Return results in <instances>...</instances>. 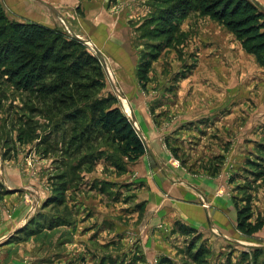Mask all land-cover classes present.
<instances>
[{"label": "rangeland", "instance_id": "rangeland-1", "mask_svg": "<svg viewBox=\"0 0 264 264\" xmlns=\"http://www.w3.org/2000/svg\"><path fill=\"white\" fill-rule=\"evenodd\" d=\"M251 1L263 9L256 0ZM43 2L54 4L52 0H0V6L12 22L30 23L32 21L20 15L41 21L48 14L55 15L56 9L49 13ZM65 2L66 7L60 9L62 16L56 11L58 20L52 29L82 41L88 52L99 59L105 73V86L99 96L117 99L115 106L136 130L139 128L132 117V106L137 116L143 113L140 111L142 105H146L150 119L168 133L174 131L178 122L195 117L190 124L194 130L186 125L181 133H189L197 142L190 148L193 153L174 149L166 142L168 163L184 168V164L193 160V165H188L190 170L200 166L197 170L211 172L200 176L226 177L227 188L220 186L215 194L229 201L236 213V225L228 223L222 235L217 231L204 234L196 229L194 233H187L176 224L178 221L164 219L143 233L145 214L147 219L153 220L155 212L148 208L146 212V206L139 204L137 192L120 180L136 162L129 163L115 154L118 161L115 167L112 161H105L107 156H102L93 171L76 173L73 169L77 161L70 160L69 155H46V146L38 148L45 130L37 132L39 139L34 142L23 143L19 139L18 122L22 114L16 109L22 106L21 95L12 93L13 86H5L7 99L3 100L0 110V200L10 193L6 191L9 186L29 184L34 190L21 194L19 202L29 210L35 211L39 206L52 214L67 215L69 223L66 221L62 226L67 228H75L80 222L70 217L68 205H65L68 199L98 205L100 211L109 210L110 219L100 218L98 232L91 225L94 220L91 221L87 213L82 214L81 227H92L94 237L90 244L92 251L77 256L58 259L61 254L74 250L76 234L73 229L59 231L58 225L46 222L36 225L32 235L49 253L38 256L50 264H264V228L253 237H246L237 227L240 209L251 216V223L264 222L262 55L246 50L233 32L212 17L198 12L184 15L183 9L176 11L174 17L168 15V11L161 12V5L155 0ZM61 4L56 7L61 8ZM211 118L214 123L210 129L204 124ZM36 120L45 124L39 118ZM49 130L46 128V134ZM208 135L215 139L225 138L227 145L223 152L229 158L238 155L244 140L256 138L261 142L255 149L259 156L244 161L242 169L245 170L238 171L235 176L230 174L232 167L223 174L219 165H223L225 155L213 161L205 157L207 146L203 148L207 141L203 138ZM140 137L146 147L152 141L143 135ZM113 148L117 151L116 145ZM102 151L114 155L110 144L104 145ZM39 196L46 198L44 206ZM48 199L53 201L46 204ZM62 199L65 202L57 203ZM11 212L9 218L14 213ZM48 226L51 229H47ZM88 230L90 236L91 228Z\"/></svg>", "mask_w": 264, "mask_h": 264}, {"label": "trees", "instance_id": "trees-1", "mask_svg": "<svg viewBox=\"0 0 264 264\" xmlns=\"http://www.w3.org/2000/svg\"><path fill=\"white\" fill-rule=\"evenodd\" d=\"M155 2L161 5H158L161 12L168 11L174 17L182 9L184 15L198 12L212 17L233 32L246 50L262 55L264 62V10L253 1ZM104 79L99 59L88 52L82 41L41 24L12 22L0 6V110L7 99L4 87L13 86L12 93L18 92L22 101V106L16 107L22 114L18 121L20 141L34 142L39 139L37 132L45 130L38 148L46 146V155H69L70 160L77 161L73 169L76 173L93 171L102 156H107L105 161H112L115 167L118 156L129 163L137 162L147 147L129 118L115 106L117 99L99 96L105 86ZM46 128L51 129L48 134ZM107 144L114 155L102 151ZM100 190L104 192V188ZM244 211L240 209L238 215V230L246 237H253L264 228V222L251 223V216ZM176 224L187 233L195 232L180 222Z\"/></svg>", "mask_w": 264, "mask_h": 264}, {"label": "crops", "instance_id": "crops-1", "mask_svg": "<svg viewBox=\"0 0 264 264\" xmlns=\"http://www.w3.org/2000/svg\"><path fill=\"white\" fill-rule=\"evenodd\" d=\"M52 1L54 4L43 2V5L47 8L46 10L48 12H54V9H56L58 14L60 13L62 16L60 9L62 10V8L66 7L67 4L65 0ZM256 1L264 9V0ZM61 2V8H57L56 6ZM56 11L53 16L52 14H48V17L44 16L43 21L34 19V17L28 18L22 15H20V17L50 28H55L54 23L58 20ZM133 107L134 106H132L131 113L132 117H134V121L138 125L139 129H137V131L145 138L152 141L147 144V152L134 164L132 170H128L126 175L120 178V180H122V183L125 185L129 184L131 189L137 192L140 197L139 204H144L146 206V212L148 209L155 212L152 213V216H154L153 220L147 219V215L145 214L142 220L143 227H141V231L146 233L148 227L160 221L162 222L164 219L170 220V222L178 221L184 223L204 234L217 231V233H220L218 235H222L221 231H224L228 223L236 225V213L229 201L223 196H217L215 194L218 187L223 186L227 188L225 185L226 177L222 175L219 176L220 178L200 176L211 172H208L210 170H197L200 166L195 167V170H190L193 165V160L184 164V168H175L168 163L170 156L168 155V150L164 147L166 142H169L174 149L180 151L186 149L189 153H193V151L190 152V148L192 143L196 142L195 139H192L189 133L188 135L181 133L183 130H186L182 128L186 125L187 128L190 127L191 130H194L193 125L190 124L194 123L195 117L186 119L184 121L185 123H175L176 128H174V131L172 130L168 133L164 131L163 128H159L150 119L148 110H146V105H142L143 108H141L142 110L140 109V111L143 113L137 116ZM186 111H188V108ZM213 123L214 120L211 118L209 123H205L204 126L211 129ZM175 124L173 126H175ZM196 124L199 123L196 122ZM207 137L208 138H203L207 141L203 148L205 149L207 146L205 149L207 156L205 157L209 159L208 161H213L215 158H221L225 155L224 157L226 160L223 162V165H219V170H222L221 173L223 174L232 167L230 174L235 176L238 171L245 170L244 168L242 169V167H244V161H247L249 157L259 156L255 153V149L260 147L259 144H261V142L256 138L244 140L240 144L242 149L240 147L238 155L229 158L227 154L223 152L227 145L223 136L217 139H215L214 136L208 135ZM179 138L180 140H178ZM182 144H185L186 147ZM227 157L229 159H227ZM135 174L138 175L135 176ZM33 190L34 189H32V186L29 184L11 185L6 190L10 193L4 195V199L0 200V264H50L45 263L44 257L38 256L49 255V253L42 249L43 245H40L35 239V236L32 235L34 234L32 233V229L36 225L45 224V222L48 224L53 223L56 226L58 225L57 228H59V231L67 228L62 227L66 224L67 219H69L67 215L52 214L44 208H38L39 206L35 211L29 210L27 206L20 203L21 201L19 202L21 194ZM39 199L44 206L46 198L43 199L39 196ZM65 205H68L71 213L70 217L78 218L80 222L75 228H67L73 229L74 234H76V240L74 239L73 242V244H75L74 250L71 253L57 254L58 256L60 255L58 259H60L61 256H77L91 250L90 244L93 242L94 232L92 227L89 226L91 228V233H93L88 236L87 232H89L88 229L90 228L87 226L81 227L83 224L81 221L83 213H87L86 215L91 217V221L94 220L91 222V225L97 228V232L99 231L98 225H100V218L103 217V219L105 218L107 221L110 219V217L107 216L109 210L106 207L104 208L107 209L108 212L100 211L98 205L94 206V204H88L80 199L74 201L68 199ZM12 210L14 213L9 218L8 214H11ZM148 222L150 223L149 226ZM49 228L51 229L50 226L47 227V229ZM212 235L215 236V234ZM218 237L221 238L220 236L216 238ZM88 240L89 244L87 243ZM53 255L55 256V254Z\"/></svg>", "mask_w": 264, "mask_h": 264}]
</instances>
